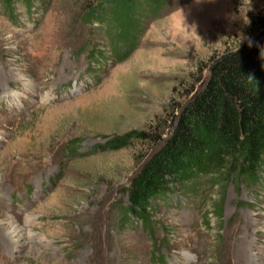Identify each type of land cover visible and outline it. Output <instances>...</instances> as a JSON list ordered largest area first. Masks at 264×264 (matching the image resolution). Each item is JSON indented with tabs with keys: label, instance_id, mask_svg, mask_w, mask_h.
<instances>
[{
	"label": "rangeland",
	"instance_id": "374dc122",
	"mask_svg": "<svg viewBox=\"0 0 264 264\" xmlns=\"http://www.w3.org/2000/svg\"><path fill=\"white\" fill-rule=\"evenodd\" d=\"M99 2L0 4V222L26 237L0 231V264H264V176L200 178L155 202L145 225L121 216L153 144L104 148L132 130L167 134L211 59L259 37L264 0L91 18Z\"/></svg>",
	"mask_w": 264,
	"mask_h": 264
},
{
	"label": "trees",
	"instance_id": "16d2710c",
	"mask_svg": "<svg viewBox=\"0 0 264 264\" xmlns=\"http://www.w3.org/2000/svg\"><path fill=\"white\" fill-rule=\"evenodd\" d=\"M99 1L91 18L105 9L114 13L144 2L159 8L169 0ZM17 3L31 8L33 0H0L9 14ZM257 18L259 37L211 59L208 76L174 116L167 134L132 130L104 143L105 149H122L135 140L153 144L125 189L123 219L148 225L155 202L209 175L259 185L264 176V16Z\"/></svg>",
	"mask_w": 264,
	"mask_h": 264
},
{
	"label": "bare ground",
	"instance_id": "6f19581e",
	"mask_svg": "<svg viewBox=\"0 0 264 264\" xmlns=\"http://www.w3.org/2000/svg\"><path fill=\"white\" fill-rule=\"evenodd\" d=\"M0 231L3 233V238L8 244H24L23 241L26 239L25 235L12 221H7L4 225L0 222Z\"/></svg>",
	"mask_w": 264,
	"mask_h": 264
}]
</instances>
